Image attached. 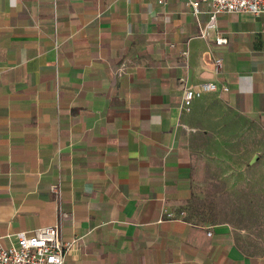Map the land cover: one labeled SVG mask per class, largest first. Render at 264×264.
Masks as SVG:
<instances>
[{
    "label": "crops",
    "instance_id": "obj_1",
    "mask_svg": "<svg viewBox=\"0 0 264 264\" xmlns=\"http://www.w3.org/2000/svg\"><path fill=\"white\" fill-rule=\"evenodd\" d=\"M208 10L194 14L188 0H0L3 246L59 222L64 239L77 237L64 264H264L227 224L184 213L186 129L210 119L211 100L264 130V12L218 14L204 36ZM202 81L228 90L188 112L183 91Z\"/></svg>",
    "mask_w": 264,
    "mask_h": 264
},
{
    "label": "rangeland",
    "instance_id": "obj_2",
    "mask_svg": "<svg viewBox=\"0 0 264 264\" xmlns=\"http://www.w3.org/2000/svg\"><path fill=\"white\" fill-rule=\"evenodd\" d=\"M203 111L211 120L186 129L192 194L185 217L227 224L242 251L264 256V130L216 99Z\"/></svg>",
    "mask_w": 264,
    "mask_h": 264
},
{
    "label": "built area",
    "instance_id": "obj_3",
    "mask_svg": "<svg viewBox=\"0 0 264 264\" xmlns=\"http://www.w3.org/2000/svg\"><path fill=\"white\" fill-rule=\"evenodd\" d=\"M188 2L194 14L199 12L201 4L209 6L208 21L203 29L204 36L208 35L209 30L216 28L218 14L259 15L264 12V0H188ZM215 40L223 43L226 38L217 36ZM213 64L215 71H219L222 67V58H215ZM218 90H228V86H218L214 81H202L197 85L185 87L183 91L184 109L188 111L195 98L206 92ZM13 237L14 239H11L8 246L0 243V264H64L65 255L77 240L75 236L64 239L61 236L59 222L35 228L31 232L19 231L13 234Z\"/></svg>",
    "mask_w": 264,
    "mask_h": 264
},
{
    "label": "water",
    "instance_id": "obj_4",
    "mask_svg": "<svg viewBox=\"0 0 264 264\" xmlns=\"http://www.w3.org/2000/svg\"><path fill=\"white\" fill-rule=\"evenodd\" d=\"M258 156H255L254 159H256Z\"/></svg>",
    "mask_w": 264,
    "mask_h": 264
}]
</instances>
